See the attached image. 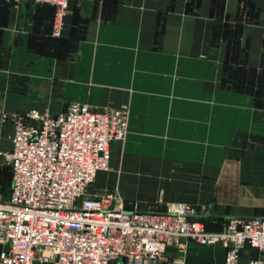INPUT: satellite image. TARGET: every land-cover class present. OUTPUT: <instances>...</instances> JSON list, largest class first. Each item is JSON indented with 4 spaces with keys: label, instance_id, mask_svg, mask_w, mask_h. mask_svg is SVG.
Returning a JSON list of instances; mask_svg holds the SVG:
<instances>
[{
    "label": "crops",
    "instance_id": "obj_1",
    "mask_svg": "<svg viewBox=\"0 0 264 264\" xmlns=\"http://www.w3.org/2000/svg\"><path fill=\"white\" fill-rule=\"evenodd\" d=\"M53 19L50 4L0 0V151L14 132L4 115L126 106L127 137L111 144L118 174L95 181L118 184L127 209L188 202L213 231L264 215V0H72L58 39ZM6 165L0 155V175ZM225 256L189 241L185 264Z\"/></svg>",
    "mask_w": 264,
    "mask_h": 264
},
{
    "label": "built area",
    "instance_id": "obj_2",
    "mask_svg": "<svg viewBox=\"0 0 264 264\" xmlns=\"http://www.w3.org/2000/svg\"><path fill=\"white\" fill-rule=\"evenodd\" d=\"M20 3L23 0H13ZM54 7L51 36L62 37L72 0H30ZM130 110L93 109L70 102L64 112L37 108L4 115L14 127L12 148L0 151L11 168V189L0 198V264H157L178 251L185 264L189 241L226 249L225 264L243 261L247 249L264 253V215L232 217L209 230L198 207L174 202L164 210L130 209L118 189L91 195L89 186L111 165V144L126 139Z\"/></svg>",
    "mask_w": 264,
    "mask_h": 264
},
{
    "label": "rangeland",
    "instance_id": "obj_3",
    "mask_svg": "<svg viewBox=\"0 0 264 264\" xmlns=\"http://www.w3.org/2000/svg\"><path fill=\"white\" fill-rule=\"evenodd\" d=\"M263 83V82H262ZM260 91L262 92V90L260 89ZM121 142H125V139L122 140ZM113 167L112 163H111V167L108 171H102L100 175L102 174H111V173H116V170H111ZM3 173L1 172V175H0V198L1 199H5L9 192H10V189H11V170H10V166L9 165H6L4 166L3 168ZM100 181L98 180L97 182H93L89 188H88V191H98V193H104V192H107V191H111V190H114L116 189V186H118V184H113V185H109V183H102V184H99ZM102 185V186H100ZM125 195H126V192H125Z\"/></svg>",
    "mask_w": 264,
    "mask_h": 264
},
{
    "label": "trees",
    "instance_id": "obj_4",
    "mask_svg": "<svg viewBox=\"0 0 264 264\" xmlns=\"http://www.w3.org/2000/svg\"><path fill=\"white\" fill-rule=\"evenodd\" d=\"M61 38V37H60Z\"/></svg>",
    "mask_w": 264,
    "mask_h": 264
}]
</instances>
